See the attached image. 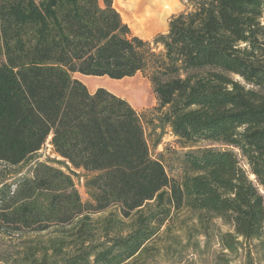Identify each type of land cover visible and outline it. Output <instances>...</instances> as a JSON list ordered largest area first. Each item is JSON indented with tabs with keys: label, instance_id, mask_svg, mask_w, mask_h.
<instances>
[{
	"label": "trees",
	"instance_id": "trees-1",
	"mask_svg": "<svg viewBox=\"0 0 264 264\" xmlns=\"http://www.w3.org/2000/svg\"><path fill=\"white\" fill-rule=\"evenodd\" d=\"M190 1L154 38L156 52L113 0H0V163H25L50 137L65 169L36 162L31 176L0 181V230L59 232L22 242L15 263L144 264L181 210L199 227L229 225L219 240L230 253L239 238H264V0ZM138 72L148 74L161 126L186 147L220 146L184 152L178 179L151 157L126 100L73 78ZM77 171L91 174L90 202L75 188ZM110 207L118 212L93 221Z\"/></svg>",
	"mask_w": 264,
	"mask_h": 264
},
{
	"label": "rangeland",
	"instance_id": "rangeland-1",
	"mask_svg": "<svg viewBox=\"0 0 264 264\" xmlns=\"http://www.w3.org/2000/svg\"><path fill=\"white\" fill-rule=\"evenodd\" d=\"M128 2L132 3L131 0H123V4H127ZM147 5L146 3L143 7ZM173 5H176L173 11L155 10L154 12L158 11L155 16L144 11V9L134 12L132 15L127 9L120 8L117 3L115 5L113 0V7L120 14L123 23L128 25L134 36L141 38L135 33H141L142 31L140 26H142L141 15L143 14L144 21L150 19L156 28L165 27V32L158 33L145 40L150 42L152 46H154L153 41L157 35L167 33L168 22L171 17L189 11L192 1L175 0ZM125 16L128 20L124 19ZM133 20L139 21L140 26L137 25L136 21L134 24ZM154 47L156 52L162 51V47ZM73 78L84 84L90 93H94L98 88H103L128 102L141 119L151 157L163 164L170 178L178 179L180 177L182 171L180 156L184 152L208 146L220 147L219 145L209 144L186 147L172 134L168 126H161L159 121L161 112L157 109L158 101L147 73L138 72L132 77L121 80H112L107 77L83 76L77 73L73 74ZM49 140L50 137L41 150L19 166L8 167L0 163V181L6 179L5 182L11 183L15 178L31 176L36 162H47L54 167H60L65 170L55 162L56 160H61V158L53 153ZM238 158L241 159V165L244 169L248 171V167L240 155H238ZM77 174L73 176V180L81 201L83 203L90 202L87 179L91 177V174L83 171H77ZM250 178L254 180L253 176H250ZM259 190L263 193L260 187ZM110 212L117 213L118 210L115 207H110L101 213L91 215V218L95 221L97 218L107 216ZM194 217L195 215L187 210L175 213L172 219L161 228L157 237L147 245L149 252L142 258L144 264H264V238L262 240H244L239 238L238 241L241 245H237V252L230 253L223 250L219 236L227 232L233 233L232 228L224 224L219 218L213 219L209 223L207 222L204 227H199ZM55 230V227H52L44 233L22 235L0 230V264H17L14 260H18V256L19 258L22 256V242L31 239L37 242H47L49 238L59 235V232H55Z\"/></svg>",
	"mask_w": 264,
	"mask_h": 264
},
{
	"label": "crops",
	"instance_id": "crops-1",
	"mask_svg": "<svg viewBox=\"0 0 264 264\" xmlns=\"http://www.w3.org/2000/svg\"><path fill=\"white\" fill-rule=\"evenodd\" d=\"M130 1V0H129ZM114 3L116 5H119L120 8H124V9H127V11L130 13V14H134V9L133 7L131 6V2H128L127 4H123V0H114ZM141 18H142V26L139 25V21L137 22L136 20H133V23L135 24V21L137 22V25H139L141 28H142V31L141 33L137 32L135 33L136 35L140 36L141 38L143 37L144 40L148 39L149 37L151 36H154L158 33H163L166 31L165 27H161L160 29L156 26H154L153 22H151L150 19L148 20H143L144 18V14L141 15ZM124 19H127L126 16L124 17ZM128 20V19H127Z\"/></svg>",
	"mask_w": 264,
	"mask_h": 264
},
{
	"label": "bare ground",
	"instance_id": "bare-ground-1",
	"mask_svg": "<svg viewBox=\"0 0 264 264\" xmlns=\"http://www.w3.org/2000/svg\"><path fill=\"white\" fill-rule=\"evenodd\" d=\"M132 7L134 8L135 12H138L142 9L151 13L152 15H156V13L160 10L163 11H173L176 5L175 0H131ZM148 4L147 6L143 7L144 4ZM155 10H158L154 12Z\"/></svg>",
	"mask_w": 264,
	"mask_h": 264
}]
</instances>
